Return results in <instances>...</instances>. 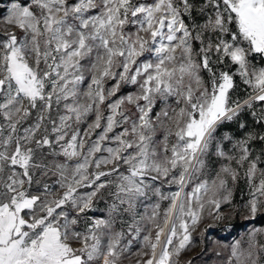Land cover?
I'll use <instances>...</instances> for the list:
<instances>
[{
    "label": "snow or ice",
    "instance_id": "snow-or-ice-1",
    "mask_svg": "<svg viewBox=\"0 0 264 264\" xmlns=\"http://www.w3.org/2000/svg\"><path fill=\"white\" fill-rule=\"evenodd\" d=\"M237 189L264 216V0H0V264H181Z\"/></svg>",
    "mask_w": 264,
    "mask_h": 264
},
{
    "label": "rangeland",
    "instance_id": "rangeland-1",
    "mask_svg": "<svg viewBox=\"0 0 264 264\" xmlns=\"http://www.w3.org/2000/svg\"><path fill=\"white\" fill-rule=\"evenodd\" d=\"M225 134L227 133L220 135ZM246 199V193L239 191V197L235 199V194L233 197L232 205L235 207L221 206V211L225 214L231 212V219L224 222L212 221L206 209L204 220L197 231L193 233L194 246L181 254V264H187L188 261H191L192 264H226L233 242L247 239L248 233L253 228H264V225L254 224V221L261 216L260 214L255 220L245 219L246 211L242 210V205ZM100 206L103 207V202ZM209 225L211 226L208 227ZM206 227L207 231H204ZM124 264H135V258L131 261L125 260Z\"/></svg>",
    "mask_w": 264,
    "mask_h": 264
},
{
    "label": "trees",
    "instance_id": "trees-1",
    "mask_svg": "<svg viewBox=\"0 0 264 264\" xmlns=\"http://www.w3.org/2000/svg\"><path fill=\"white\" fill-rule=\"evenodd\" d=\"M243 95V93L241 94ZM240 119L247 123L249 126H252V117L250 115V113H242ZM242 132V130H238L237 129V125L235 122L231 123V124H225L222 126L221 130H220V134L223 133H227L229 135H240ZM239 197V189H237V192L235 193V199ZM254 224L258 225V226H263L264 225V216H260L258 217L255 221Z\"/></svg>",
    "mask_w": 264,
    "mask_h": 264
}]
</instances>
